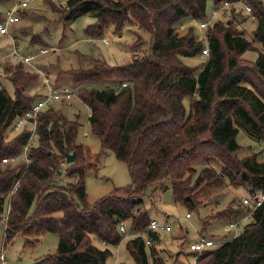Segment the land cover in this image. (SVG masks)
Returning <instances> with one entry per match:
<instances>
[{"label": "trees", "instance_id": "1", "mask_svg": "<svg viewBox=\"0 0 264 264\" xmlns=\"http://www.w3.org/2000/svg\"><path fill=\"white\" fill-rule=\"evenodd\" d=\"M208 1L67 0L65 6L51 2L64 31L74 19L90 15L94 20L84 28L89 38L120 33L135 24L151 36L147 50L141 52L136 48L146 40L136 35L128 62L111 64L82 55L86 66L64 70L90 107L89 120L102 150L111 149L125 160L133 178L131 184L92 204L86 202L84 169L93 167L85 162L96 159L97 163V157L76 141L79 121L69 119L54 103L38 115L31 163L12 166L2 161L22 150L29 127L23 126L13 138L9 130L45 93L40 75L30 66L0 59V76L12 86L0 84V221L5 213L8 216L4 239L8 244L21 234L25 245L34 247L50 231L59 237L55 252L31 264H108L114 254L111 246L124 239L119 224L125 220L127 230L142 232L126 243L135 264H150V257L154 264H164L154 242L146 244L147 238L159 237L148 228L152 219L143 204L149 188L155 193L169 183L174 200L190 210L215 202L226 186H240L250 197L264 193V160L256 154L238 156L244 146L236 139L242 127L255 140L264 141V0H247L256 22L249 34L235 19L228 23L216 18L204 28L203 36L193 27L180 35L175 23L184 16L206 19ZM213 1L219 7L225 0ZM8 3L12 0H0V6ZM225 10L241 12L237 6ZM5 13L0 9V19ZM245 15L249 20V13ZM32 29L13 27L17 39L28 36L25 50L46 42ZM205 46L209 54L204 62L190 66L183 61L182 55L196 56ZM249 50L257 56L243 59ZM73 151L76 157L69 163L66 154ZM213 160L221 164L219 170ZM66 162L65 176L76 175L77 180L60 185ZM200 162L205 165L198 168ZM231 202L204 217L203 227L217 218L232 221L247 214L250 218L231 241L201 253L193 251L196 264H264V200L254 209L243 199ZM95 237L100 245L93 242Z\"/></svg>", "mask_w": 264, "mask_h": 264}, {"label": "rangeland", "instance_id": "2", "mask_svg": "<svg viewBox=\"0 0 264 264\" xmlns=\"http://www.w3.org/2000/svg\"><path fill=\"white\" fill-rule=\"evenodd\" d=\"M27 1L28 6L19 10L20 20L14 22L10 29L11 32L14 33L13 27L15 29L19 26H32L33 33L40 34L41 38L46 42L41 45H33L34 48L31 46L28 50H25V44L29 43L28 36H21L18 39L16 38L21 50L29 53L38 51L40 47L47 46L50 50L44 54H39V56L36 57L37 63L49 70L52 77V84L55 85L56 88L59 90L68 88L73 92V96L70 99H61L60 101L54 102V106L58 110H62L64 115L69 119L79 121L76 141L88 147L91 156L94 155L97 157V163L95 162L96 159L88 160V162L84 161L90 166L94 165L93 167L84 169L85 191L87 192L86 202L92 204L100 197L108 195L115 188L131 184L133 178L128 163L125 160L123 161L117 158L115 152L111 149L102 150L100 138L96 132L92 130L89 120L91 115L90 107L80 98L78 84L74 83L72 75L64 70L86 66V62L83 58L85 55L106 59L111 64L128 62L131 60L132 54L135 51L131 46L137 38L136 35H142L146 40L136 48L137 51L139 50L141 52L147 50L149 46L148 40L151 36L148 32L142 30L135 24L129 25V27L125 28L120 33H113L111 31L109 42H106L103 37L89 38L85 35L84 28L94 20L90 15L74 19L70 28L64 31V23L59 20V12L53 8L51 2L55 3L57 6H65L67 0ZM207 4L206 19L204 20L210 23L211 21L214 22L217 20L216 18H220L223 22L227 21L228 23H230L232 19H235V21L239 22L238 27L240 29L244 27L248 28V34L256 26V22L252 20L253 18L248 17L249 20L244 18V16H246L245 14L248 12L246 10L247 13L244 11L245 8L242 2L237 5V9L241 10L239 14L235 10L228 11L225 9L215 14V9L219 7H215L213 0L208 1ZM11 6L12 4L8 3L1 5L0 9L7 12V8ZM219 6H221V4ZM243 20L246 21L244 22ZM202 21V19L184 16L175 23V27L180 35L186 32L189 27H193L195 34L203 36L205 29L201 26ZM64 33L65 37L62 38ZM106 34H108V32L105 33L104 36H106ZM204 44H206V41H204ZM11 46L12 40H10L9 36L0 33V58L8 54ZM256 56L257 53L255 51L249 50L242 58L249 60L254 59ZM182 59L190 66H197L204 62L207 57L199 53L196 56L182 55ZM3 81H5L4 78L0 76L1 85H4ZM118 84L119 83H117V85ZM5 85L12 87L11 83L7 80L5 81ZM39 85L43 93H45L46 87L43 85L41 78ZM184 102L186 107H188L189 97H186ZM9 132V138H13L21 131L12 128ZM236 139L244 146L241 151H239L238 156L245 157L246 155L256 154L258 160H264V141L255 140L242 127H240ZM35 142L36 140L33 144ZM23 161V155L19 153L18 162ZM67 162L62 165V174L59 175L60 185H63V183L68 180H77L76 175L72 178L65 176L66 168L69 165ZM211 162L218 170L221 168V164L218 161L213 160ZM11 165L15 166V164ZM203 165L205 164L202 162L196 164L198 168ZM164 185V189L160 187L155 190V193L151 192L154 188H149L143 200V204L149 209L151 218L158 219L161 222H167L171 226V230L169 231L156 230L159 237L156 241L151 240L156 246L155 250L157 256H161L162 260H164V264H196V259L192 254L193 251L191 252L188 245L198 236L200 227L203 225L204 217L209 215L212 211L227 207L232 203L231 201L233 199L241 201L243 197L249 196L247 193L248 191L243 190L240 186H226L218 192L215 202L213 201L208 205H202L198 210H190L187 206L174 200L173 191L169 183H165ZM76 201L78 205H82L80 200L77 199ZM9 206L10 202L7 201L6 208L8 209ZM4 216L3 219L5 218ZM3 219L0 221V249L5 246V254H7L9 264H31L37 257L56 251L59 237L56 232L51 231L40 236V241L34 247L25 245L26 238L21 234L16 236L12 242L6 244L4 239L6 225L3 223ZM242 219L243 218L239 220ZM229 223L230 221L222 218H217L207 223V232L211 234L216 245L231 241L244 226V224H241L238 229H231L226 227ZM136 233L127 230L124 239L118 245L111 246L114 254L108 259V264H135L130 251L127 250L126 243L129 237L134 236ZM93 242L100 245V239L97 237H95ZM151 260L150 257V264H154Z\"/></svg>", "mask_w": 264, "mask_h": 264}, {"label": "built area", "instance_id": "3", "mask_svg": "<svg viewBox=\"0 0 264 264\" xmlns=\"http://www.w3.org/2000/svg\"><path fill=\"white\" fill-rule=\"evenodd\" d=\"M243 3L245 10L250 14L251 18H253L252 14V6L247 0H225L221 2V6L219 8L215 9V14H218L220 10L226 9V7L229 6H237L238 3ZM12 6L8 8L7 12L2 16L0 19V33L5 34L9 36L10 40H12V46L11 49L9 50L8 54L0 58L2 61H23L26 63L28 66L32 68V70L36 71L42 80L43 85L46 87V92L45 94L40 97L39 99L36 100V102L31 106V109L25 113V115L19 117L16 120V123L14 124L13 128L14 130L16 129H21L23 126L27 125L29 127L30 135L27 139V141L23 144V148L19 153H22L24 162L27 164L31 163V157L29 154V151L31 149V145L33 142L36 140L37 136V131H36V126H37V121L39 118V113L46 109V107L50 106L54 102L60 101L61 99H70L73 96V92L69 90L68 88H64L59 90L58 88L55 87V85L52 84V77L46 68L40 66L37 63L36 57L39 56V54H44L45 52H48L50 49L47 46L40 47L38 51L34 52H23L20 48L19 42L14 36V33L11 32V26L14 22H17L20 20L19 16V10L26 8L28 6V1L27 0H12ZM210 22L207 20H203L201 22L202 28H205ZM106 42H109L110 39L104 37L103 38ZM202 56H206L209 54L208 47L205 46L202 49ZM126 85V83H123ZM4 163H11V164H17L18 163V154L16 156H9V157H4L2 159ZM17 184L15 185L14 188H16ZM245 204H250L251 208L254 209L258 206H260L264 200L263 193L262 195H258L255 197H243L242 198ZM7 215L3 219V223L6 225L7 221ZM250 218V214H247L244 216L242 220L245 222ZM242 220H232L230 221L229 224H227V228H235L238 229L241 224H243L244 221ZM242 221V222H241ZM244 222V223H245ZM149 229L151 230H163V231H169L171 230L170 224L167 222H161L158 219H152L149 224ZM119 230L123 234H126L127 232V222L122 221L119 224ZM142 232H137L135 235H140ZM151 240L149 238L146 239V244H150ZM217 246L214 239L212 237L207 236L206 234L202 233L198 239L192 240L188 248L192 251H198L201 253L203 250ZM196 261H197V256H196ZM0 264H9V261L7 259V254H5V246H3L0 249Z\"/></svg>", "mask_w": 264, "mask_h": 264}, {"label": "crops", "instance_id": "4", "mask_svg": "<svg viewBox=\"0 0 264 264\" xmlns=\"http://www.w3.org/2000/svg\"><path fill=\"white\" fill-rule=\"evenodd\" d=\"M110 32H111V31H109L108 34H106V36H103V38H104V37H106V38L111 37V36H110ZM109 39H110V38H109ZM222 209H223V208H222ZM218 210H219V209H218ZM151 219H153V218H151ZM227 221H228V220H227ZM198 233H199L198 236H197L195 239H193V240L198 239L199 236H200L202 233L206 234V235L209 236V237H212L211 234H209V233L207 232V226L204 228L203 225H202V226L200 227V232H198ZM133 234H134V233H133ZM212 238H213V237H212ZM214 241H215V240H214ZM191 252H192V250H191ZM192 254H193V252H192ZM193 257H195V259H196V256L193 255Z\"/></svg>", "mask_w": 264, "mask_h": 264}, {"label": "water", "instance_id": "5", "mask_svg": "<svg viewBox=\"0 0 264 264\" xmlns=\"http://www.w3.org/2000/svg\"><path fill=\"white\" fill-rule=\"evenodd\" d=\"M75 157H76V153L73 151L72 153H67L66 154V161H68V162H72L74 159H75Z\"/></svg>", "mask_w": 264, "mask_h": 264}]
</instances>
